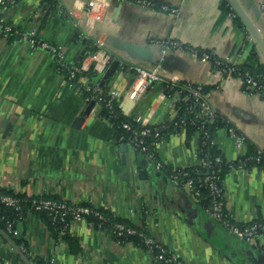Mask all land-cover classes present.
<instances>
[{"label": "crops", "instance_id": "obj_1", "mask_svg": "<svg viewBox=\"0 0 264 264\" xmlns=\"http://www.w3.org/2000/svg\"><path fill=\"white\" fill-rule=\"evenodd\" d=\"M86 1L56 0L50 6L43 0H13L6 10L0 8L5 23L20 31L34 30L39 40L59 46L61 61L68 66L61 67V61L45 50L31 49L27 42L0 31V188L100 210L125 226L143 228L184 264H264L262 242L254 246L230 234L186 189L172 185L165 169L196 160L195 134L188 145L184 132L164 138L156 150L166 168L157 169L152 159L98 115V104L79 128L74 127L89 103L77 91V83L87 78L70 67L90 66L95 50L94 41L75 26V16L81 15ZM149 1V5L103 2L112 12L111 31L102 36L104 49L124 55L129 44L147 46V60L130 53L129 59L147 68L159 65L166 78L217 84L208 93L210 107L245 139L238 149L226 128L213 132L214 143L228 161L244 156L249 146L264 148V99L244 91L237 78H216L208 62L190 51L208 50L241 64L254 45L264 62L254 40L245 42L249 29H258L264 38V0H225L232 12L221 8V0ZM132 79L119 67L107 80L108 89L124 93ZM160 89V83H153L129 115L145 114ZM164 118L157 110L152 122ZM223 208L237 225L264 220V165L225 173ZM84 220L69 223L70 240L26 211L15 224L21 244L0 235V263L32 264L35 257L50 264H159L145 249L130 241L117 243L111 233Z\"/></svg>", "mask_w": 264, "mask_h": 264}, {"label": "built area", "instance_id": "obj_2", "mask_svg": "<svg viewBox=\"0 0 264 264\" xmlns=\"http://www.w3.org/2000/svg\"><path fill=\"white\" fill-rule=\"evenodd\" d=\"M12 2L13 0H0V8L2 10H6L9 6L8 3ZM103 2H105V0H87L82 9L81 15L78 17L75 16V26L79 29L81 35L83 37L91 36L95 39V50L90 57L91 65L87 67L84 63H80L79 65L71 66L70 69L75 73L82 74L84 71L91 68L93 72L102 75L112 60V56L104 49V42L102 39L104 34L111 31L112 25L110 19L112 12L105 7ZM132 2L140 5L150 4L149 0H132ZM261 9L264 11V3H262ZM174 11V8H170L169 10L171 13ZM13 29L12 25L5 23L0 17V31L3 36H8L9 33H13L20 41L27 42L29 48H40L52 56H55L58 60H62L63 53L61 52L60 47L39 40L34 30L20 31L16 28L14 30ZM250 40H252V38L248 34L245 41L249 42ZM170 45L179 47L176 42H171ZM190 51L193 56L206 62H208L210 55L214 54L211 51H204L201 56H198L195 49H191ZM220 58H222L225 62L235 64L228 57ZM123 64L127 63H122V65ZM122 65L120 67H122ZM60 66L65 68L67 65L61 61ZM123 69L129 71L133 75V79L130 81L128 88L124 93L116 89H108L105 97L102 95L103 92L99 84L90 86L83 81L77 83V91L84 94V101L86 103L94 101V104H98V106L103 103L110 111L114 108L115 104H117L120 107L121 114L129 119V121L121 122V127L128 133V142L135 150L144 153L148 156V158L152 159L157 169H162L164 164L158 159V157L154 158L153 151L149 148L150 145L156 147L164 139L160 136L158 128L162 122H152L155 112L157 110H162L166 118H174L178 111L175 104L183 96L185 100H191V104L189 105L190 108L196 107L198 109L195 117L201 121V127H203L202 124L209 119H212L215 115L208 103V93L203 92L204 84L202 83L186 81V85H177L181 82V80L164 77L161 71L162 69L159 65L147 68L136 63L127 64V67ZM212 71L214 76L220 80L225 77L224 70L212 69ZM73 72L70 73L74 74ZM237 79L240 81L241 85H244L246 88L256 86V81H254L253 78L247 74L244 78L238 77ZM156 82L161 84V89L154 102L150 105L149 110L145 114H134L130 116L131 106L139 98H141V96L153 83ZM164 85L168 88L167 91L164 90ZM122 105L123 108H121ZM224 128H226V131L234 140L236 148L241 149L245 142L243 135L238 133L232 125ZM180 130V132H184V126H181ZM204 133L206 134V131H204ZM195 135L197 136L198 133ZM147 137H151L153 139V141L149 143L150 145L145 141ZM211 143H214L213 137L211 139ZM193 156L197 157V152L195 150L193 152ZM248 159L256 164L260 163V165H264V148H256L255 154L248 157ZM219 160V157L214 159L216 162ZM202 164L207 166L208 162L203 160ZM244 168L245 167L242 163H239L236 166L230 164V169L241 170ZM184 175H186V172H180L178 174L171 173L168 176L172 185L183 187L191 195V197L198 202L200 197L199 185L193 183L191 179H187L183 183H180L179 179ZM203 180L207 183L208 190L211 195V202L206 208H203L206 214H208L212 219L238 239L249 242L254 246H259L258 241L262 242L260 244L263 245L262 250L264 252V220L262 222L247 223L244 225H237L233 223L224 211L221 201L218 199V197L220 198L222 192L221 187L217 184L218 177L212 172L211 175L206 176ZM0 203H3L6 206H11L16 210L20 208L18 198L3 194L2 192H0ZM31 206L35 211L45 212L52 221L64 222L67 216H71V221L82 222L85 221V215L90 213L102 218L98 211H94L87 206L68 203L57 199L45 198L40 195L34 196L31 199ZM5 230L6 233L13 236L18 235V230L11 221L6 222ZM113 233L116 234V236H120L121 234H138L142 238V242L146 247L145 250L152 254L154 259L159 264H184L176 255L172 254L165 247L156 242L142 228L137 230L134 227H128L118 223L115 224V229L111 234ZM260 238L261 240H259ZM115 241L117 243L122 242L119 240ZM20 248L23 250L22 245H20Z\"/></svg>", "mask_w": 264, "mask_h": 264}, {"label": "trees", "instance_id": "obj_3", "mask_svg": "<svg viewBox=\"0 0 264 264\" xmlns=\"http://www.w3.org/2000/svg\"><path fill=\"white\" fill-rule=\"evenodd\" d=\"M50 4V6H54L56 3V0H43ZM220 6L227 12H232V10L229 8L225 0L220 1ZM234 21H238L237 17L235 16ZM14 29L16 27H13ZM13 29V30H14ZM17 29V28H16ZM8 38H14L16 37L13 33H9ZM87 39V38H85ZM246 42V41H245ZM95 49V47H93ZM192 49V48H190ZM197 52L198 56H201L202 52L208 50L203 49H197L194 48ZM208 64L211 69L213 70H224V78L227 77H234V78H244L245 75H249L253 78L254 81H256V86L246 88L244 85H242V88L246 92H255L257 93L261 98L264 99V62L261 61L260 56L258 55L255 46L253 45L251 49L248 52L246 60L241 64H231L228 62L223 61L222 58L215 54H211L208 59ZM123 68L127 67V64L122 65ZM62 72L66 74V70L64 68H61ZM83 76L87 78L86 82L88 85L93 86L95 84H99L101 80V76L95 74L91 69L83 72ZM108 81H105L103 85L101 86V90L103 92V96L106 97V92L108 90ZM186 85V81H181L177 85ZM217 84L212 85H203V92L209 93L212 89H215ZM164 90H168L166 86L164 85ZM84 92V90H83ZM191 104V100H185L182 96L180 100H178L175 104L177 111V115L172 118H164L159 128V133L162 138H166L169 134L180 132L181 126H184V135H185V142L188 145L190 142V139L192 135L198 133L197 135V147L195 151L197 152L196 160L185 167H179L175 169L166 168V173H180V172H186V175L180 177L179 181L180 183H183L187 179H191L193 183L196 185H199L200 190V197L198 199V205L201 208H206L209 203L211 202V195L208 190L207 183L204 182V178L208 175H211L212 172L218 177L217 184L221 187L222 192L220 198L218 199L221 201V204L223 206V177L226 172L230 169L231 165H238L239 163H242L245 168H249L252 165L259 166L260 163H254L253 161L249 160L248 157L255 154L256 148L253 146H249L246 154L244 156H241L239 159L228 161L221 151L217 148L215 143H211L212 134L215 130L221 127L230 126L231 123L226 120L222 119L221 117L217 116L216 114L212 119H209L208 121L204 122L201 127V121L195 117L196 113L198 112V109L196 107H189ZM98 115L104 119H107L115 128V130L120 133L123 137L124 141L128 142V133L124 131V129L121 127L122 121H129L128 118L124 117L121 114L120 107L115 104L114 108L110 111L107 107L104 106L103 103H101L98 107ZM206 131V134L204 133ZM146 143L149 144L153 141L151 137H147L145 139ZM150 145V144H149ZM150 150L153 151L154 158H157V150L156 147L153 145L149 146ZM216 157H219V161H214ZM205 160L208 162L207 166H204L202 164V161ZM0 192L3 194L14 196L15 198L19 199L20 208L18 210L14 209L11 206H6L3 203H0V229L6 232L5 225L7 221L13 222L15 225L17 221L21 220L26 211L33 212L34 214L38 215L51 230L55 234L61 233V237L64 239H70L71 236L68 234V226L71 221V216H67L65 218L64 222L60 221H52L49 216L43 211H35L31 206V199L34 196L26 197L23 194L19 192H15L12 189H4L0 188ZM94 210V209H93ZM95 211V210H94ZM99 212V214L102 216V218H99L98 216L90 213L85 215V219L88 223L93 224L98 229L105 230L106 232L112 233L115 229V224H125V222L120 221L117 218H114L113 216L106 214L100 210H96ZM263 221V220H262ZM260 221V222H262ZM255 221H252L250 223H253ZM137 230L139 228L134 227ZM143 229V228H142ZM144 230V229H143ZM17 244L20 240L17 239L16 236H13L9 233H7ZM112 237L115 240L119 241H130L134 243L135 245H138L139 247L145 249V245L142 242V238L138 234H121L120 236H116V234H111ZM32 264H50L49 262L43 261L40 258H32ZM2 264V263H0Z\"/></svg>", "mask_w": 264, "mask_h": 264}, {"label": "water", "instance_id": "obj_4", "mask_svg": "<svg viewBox=\"0 0 264 264\" xmlns=\"http://www.w3.org/2000/svg\"><path fill=\"white\" fill-rule=\"evenodd\" d=\"M258 31H259L258 29H249L247 33L254 40L258 49L263 52V57H264V38H262L258 34ZM89 38H91L93 41H95V39L92 38L91 36H89ZM125 49L127 50L126 54L128 56L126 54L120 55L118 53L109 52L110 55L112 56V60H111L110 64L107 66L106 70L103 72V74L101 76V80L99 82V86H102L105 81L109 80V78L122 65V63L136 64L135 62L131 61V59H129V53H130V56L133 58L145 59V60H147L149 58V55H150L149 47L143 46V45L129 44ZM93 105H94V101L89 102V104L84 109V115H81V116L75 118V120H74V127L75 128L80 127V124L84 120L85 114L86 115L89 114ZM124 148H125V145H121L120 149L122 151L124 150ZM0 235H2L3 237H7V233L1 229H0Z\"/></svg>", "mask_w": 264, "mask_h": 264}]
</instances>
